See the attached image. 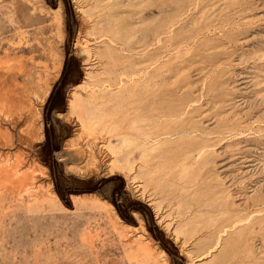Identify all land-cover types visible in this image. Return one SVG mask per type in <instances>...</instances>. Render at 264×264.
Wrapping results in <instances>:
<instances>
[{"label":"rangeland","instance_id":"obj_1","mask_svg":"<svg viewBox=\"0 0 264 264\" xmlns=\"http://www.w3.org/2000/svg\"><path fill=\"white\" fill-rule=\"evenodd\" d=\"M0 169V264H264V0H0Z\"/></svg>","mask_w":264,"mask_h":264},{"label":"bare ground","instance_id":"obj_2","mask_svg":"<svg viewBox=\"0 0 264 264\" xmlns=\"http://www.w3.org/2000/svg\"><path fill=\"white\" fill-rule=\"evenodd\" d=\"M32 132H33V137L35 138L36 137V133H34V130H32ZM23 163L22 162H19L18 164H16L15 165V168L16 169H14V172H16L15 174V177H14V179L16 180V185L17 186H19V187H23L26 183H28L29 181L31 182V183H33V181H34V179H30V177L29 176H27V173L26 172H21V165H22ZM20 172H21V174H20ZM10 173V172H9ZM0 182H2V181H4V179H5V173H3L2 172V170L0 169ZM11 174H12V171H11ZM12 176H14V175H12ZM13 182H14V180H13ZM17 189V188H16ZM16 192V191H15ZM15 195H17V192H16V194ZM19 195V194H18Z\"/></svg>","mask_w":264,"mask_h":264}]
</instances>
